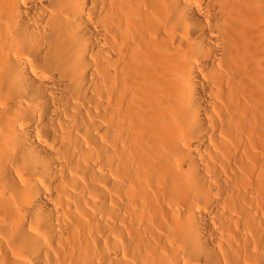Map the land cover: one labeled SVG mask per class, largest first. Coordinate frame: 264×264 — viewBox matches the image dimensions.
<instances>
[{
	"label": "bare ground",
	"instance_id": "bare-ground-1",
	"mask_svg": "<svg viewBox=\"0 0 264 264\" xmlns=\"http://www.w3.org/2000/svg\"><path fill=\"white\" fill-rule=\"evenodd\" d=\"M0 264H264V0H0Z\"/></svg>",
	"mask_w": 264,
	"mask_h": 264
}]
</instances>
